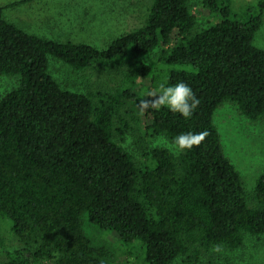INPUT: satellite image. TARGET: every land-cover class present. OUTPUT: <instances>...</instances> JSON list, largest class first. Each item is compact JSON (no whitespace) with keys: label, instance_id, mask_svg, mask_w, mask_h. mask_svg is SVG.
I'll return each mask as SVG.
<instances>
[{"label":"trees","instance_id":"1","mask_svg":"<svg viewBox=\"0 0 264 264\" xmlns=\"http://www.w3.org/2000/svg\"><path fill=\"white\" fill-rule=\"evenodd\" d=\"M206 1L222 19L198 30L189 0H153L145 22L105 48L31 33L5 16L18 1L0 5V76L20 81L0 98V218L23 242L10 250L0 237V264H112L114 251L87 232L86 220L126 243L141 241L147 264H172L198 246L234 250L264 234V172L248 191L214 120L226 101L252 120L264 116V48L254 43L264 0L244 19L229 0ZM158 46L161 66L136 63L137 90L98 100L50 69V56L83 70ZM179 81L199 106L187 119L150 108L148 128L172 141L189 131L208 135L179 155L153 147L156 166L140 165L115 136L119 104L139 97L143 84Z\"/></svg>","mask_w":264,"mask_h":264},{"label":"rangeland","instance_id":"2","mask_svg":"<svg viewBox=\"0 0 264 264\" xmlns=\"http://www.w3.org/2000/svg\"><path fill=\"white\" fill-rule=\"evenodd\" d=\"M7 6L5 16L31 33L48 35L60 40L85 41L99 48L107 47L112 40L141 26L146 19L153 0H0ZM258 0H229L232 14L239 19L254 10ZM197 16L196 29L209 26L222 19V13L206 0H189ZM222 4V2H221ZM254 43L264 48V18L257 30ZM158 46L153 52L135 55L127 60H103L91 67L75 70L62 59L50 56V69L54 76L66 87L77 91L92 92L95 99L105 94L117 95L121 90L136 89L142 82V72L136 63L161 66ZM161 70V69H160ZM138 71V72H137ZM159 72V70L157 71ZM20 83L14 75L0 76V98ZM149 92H159V86L143 84L140 96L127 97L119 104L116 115L115 136L134 155L140 165L155 167L152 148H170L171 139L164 134L154 135L148 128L145 111L139 107L142 99H150ZM142 96V97H141ZM214 120L221 134L226 154L235 164L248 191L253 190L258 177L264 172V116L252 120L232 101L222 103L214 113ZM123 129V131L121 130ZM5 220L0 218V237L7 248L14 250L23 246L17 235L4 228ZM87 232L109 245L114 251L112 264H147L145 247L141 241L124 242L116 232L103 231L85 221ZM6 259L0 255V260ZM172 264H264V234L246 237L242 247L230 249L220 245L219 251L198 246L178 257Z\"/></svg>","mask_w":264,"mask_h":264},{"label":"clouds","instance_id":"3","mask_svg":"<svg viewBox=\"0 0 264 264\" xmlns=\"http://www.w3.org/2000/svg\"><path fill=\"white\" fill-rule=\"evenodd\" d=\"M150 99H142L139 107L142 111L150 108L159 110L161 107H167L173 113H179L184 118H190L194 110L199 106L200 100L193 89L184 81L177 82L174 86L160 84L159 92H149ZM207 130L200 132H185L177 135L171 146L174 154L179 155L184 150H190L194 146H199L207 137ZM220 246H213V251H219Z\"/></svg>","mask_w":264,"mask_h":264}]
</instances>
